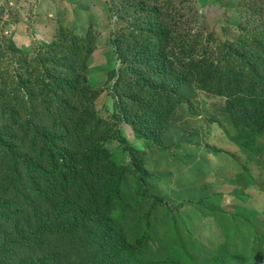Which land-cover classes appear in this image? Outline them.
I'll return each instance as SVG.
<instances>
[{
    "label": "trees",
    "instance_id": "obj_1",
    "mask_svg": "<svg viewBox=\"0 0 264 264\" xmlns=\"http://www.w3.org/2000/svg\"><path fill=\"white\" fill-rule=\"evenodd\" d=\"M143 14L111 40L116 119L159 137L190 85L225 98L237 127L264 133V31L211 52L180 41L165 12ZM93 45L62 31L18 89L0 72V264H145L148 236L131 244L117 220L126 172L105 146L125 140L96 112Z\"/></svg>",
    "mask_w": 264,
    "mask_h": 264
},
{
    "label": "rangeland",
    "instance_id": "obj_2",
    "mask_svg": "<svg viewBox=\"0 0 264 264\" xmlns=\"http://www.w3.org/2000/svg\"><path fill=\"white\" fill-rule=\"evenodd\" d=\"M0 2V72L15 90L60 32L93 38L87 77L99 95L95 109L125 140L105 146L126 172L117 220L131 244L148 236L138 253L145 264H264V133L237 127L225 98L188 85L165 132L147 138L115 118L121 65L111 46L143 13L159 9L180 41L214 52L246 30L264 31V0Z\"/></svg>",
    "mask_w": 264,
    "mask_h": 264
},
{
    "label": "built area",
    "instance_id": "obj_3",
    "mask_svg": "<svg viewBox=\"0 0 264 264\" xmlns=\"http://www.w3.org/2000/svg\"><path fill=\"white\" fill-rule=\"evenodd\" d=\"M2 1V0H1ZM2 5V2H0V6Z\"/></svg>",
    "mask_w": 264,
    "mask_h": 264
}]
</instances>
